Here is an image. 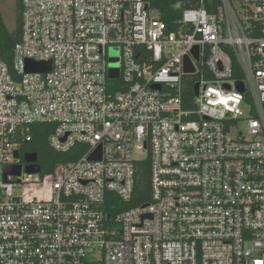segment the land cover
I'll return each instance as SVG.
<instances>
[{"label": "built area", "instance_id": "built-area-1", "mask_svg": "<svg viewBox=\"0 0 264 264\" xmlns=\"http://www.w3.org/2000/svg\"><path fill=\"white\" fill-rule=\"evenodd\" d=\"M22 7L0 53V264H264V0H183L172 24L147 0ZM40 124L79 159L27 163ZM144 161L150 202L128 207Z\"/></svg>", "mask_w": 264, "mask_h": 264}, {"label": "trees", "instance_id": "trees-1", "mask_svg": "<svg viewBox=\"0 0 264 264\" xmlns=\"http://www.w3.org/2000/svg\"><path fill=\"white\" fill-rule=\"evenodd\" d=\"M1 1V0H0ZM151 8L156 10L160 19L167 24H172L181 12L177 7L183 0H147ZM22 0H16V29L10 31L6 26L0 9V53L3 59L11 63L14 47L22 37ZM179 12V13H178ZM190 97H194L191 90ZM54 130V125L40 124L34 127V140L26 147V152L38 155L39 163L43 168L54 170L60 164H68L79 159V146L67 154L54 151L49 144V137ZM150 163L140 162L137 167L136 183L133 197L128 207H136L150 202Z\"/></svg>", "mask_w": 264, "mask_h": 264}, {"label": "water", "instance_id": "water-1", "mask_svg": "<svg viewBox=\"0 0 264 264\" xmlns=\"http://www.w3.org/2000/svg\"><path fill=\"white\" fill-rule=\"evenodd\" d=\"M49 70H50V68L46 64H35L33 62L27 63V71L28 72H37V71L48 72ZM186 72L188 74H191V75L195 73V68L193 67V65L189 61L186 64ZM113 74H114V77L117 76V72H114ZM238 89L242 92L244 91V88L242 85H239ZM198 91H199V86L197 85L195 87L196 94H198ZM16 156H19V154H16ZM37 157H38V155L35 153L34 154H27L25 156V161L27 163H36ZM94 158H101V153L95 155ZM40 170H41V167L39 165H31V166L27 167L28 173H39ZM9 172L12 174L19 175L21 172V167L10 168Z\"/></svg>", "mask_w": 264, "mask_h": 264}, {"label": "rangeland", "instance_id": "rangeland-1", "mask_svg": "<svg viewBox=\"0 0 264 264\" xmlns=\"http://www.w3.org/2000/svg\"><path fill=\"white\" fill-rule=\"evenodd\" d=\"M0 9L10 31L16 29V0H1Z\"/></svg>", "mask_w": 264, "mask_h": 264}, {"label": "flooded vegetation", "instance_id": "flooded-vegetation-1", "mask_svg": "<svg viewBox=\"0 0 264 264\" xmlns=\"http://www.w3.org/2000/svg\"><path fill=\"white\" fill-rule=\"evenodd\" d=\"M37 163H39V158L37 157Z\"/></svg>", "mask_w": 264, "mask_h": 264}]
</instances>
